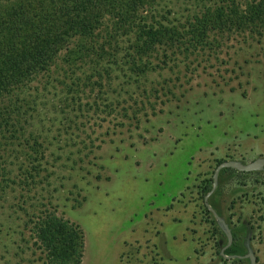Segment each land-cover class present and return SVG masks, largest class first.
Listing matches in <instances>:
<instances>
[{"label": "rangeland", "instance_id": "374dc122", "mask_svg": "<svg viewBox=\"0 0 264 264\" xmlns=\"http://www.w3.org/2000/svg\"><path fill=\"white\" fill-rule=\"evenodd\" d=\"M231 1L248 15L258 0ZM162 3L177 25L196 12L193 0ZM259 21L200 30L186 52L112 74L121 90L105 101L103 92L86 97L95 104L67 145L59 136L53 167L41 172L49 184L24 197L14 191L0 208V264H44L25 215L43 201L82 231L80 264H264V208L243 197L250 185L264 187V166L221 168L212 189L220 162L264 158Z\"/></svg>", "mask_w": 264, "mask_h": 264}, {"label": "trees", "instance_id": "16d2710c", "mask_svg": "<svg viewBox=\"0 0 264 264\" xmlns=\"http://www.w3.org/2000/svg\"><path fill=\"white\" fill-rule=\"evenodd\" d=\"M193 1L184 26L162 0H0V208L14 191L24 197L49 184L41 172L53 167L54 143L60 135L66 145L71 140L68 130L95 104L84 101L91 93L103 92L105 101L120 92L112 74L165 60L174 48L186 52L200 30L264 20L261 0L248 15L231 0ZM48 203L25 210L43 263L80 264L82 231Z\"/></svg>", "mask_w": 264, "mask_h": 264}, {"label": "water", "instance_id": "95a60500", "mask_svg": "<svg viewBox=\"0 0 264 264\" xmlns=\"http://www.w3.org/2000/svg\"><path fill=\"white\" fill-rule=\"evenodd\" d=\"M261 166H264V158H257L249 163H239V162H235V161H222L220 162L214 172H213V175H212V189L214 188V186L216 185V176H217V173L218 171L221 169V168H224V167H231V168H234V169H238V170H249V169H252V168H258V167H261ZM207 197V195H206ZM205 197V199H206ZM206 205L208 206V208L213 211L212 208H210V206L207 204V202H205ZM250 259L251 261H253V256L250 255Z\"/></svg>", "mask_w": 264, "mask_h": 264}, {"label": "flooded vegetation", "instance_id": "af4514ba", "mask_svg": "<svg viewBox=\"0 0 264 264\" xmlns=\"http://www.w3.org/2000/svg\"><path fill=\"white\" fill-rule=\"evenodd\" d=\"M230 170L225 169L224 171H230ZM238 171H242V170H238ZM250 186H251L250 189H246L244 191L245 194L243 195V197H247L252 202L259 203V205L257 204L255 206L264 208V187L261 184H253ZM228 243H229L228 246L232 244L231 241Z\"/></svg>", "mask_w": 264, "mask_h": 264}]
</instances>
